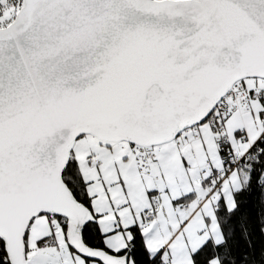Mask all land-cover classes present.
<instances>
[{
    "label": "snow or ice",
    "instance_id": "6c2138e0",
    "mask_svg": "<svg viewBox=\"0 0 264 264\" xmlns=\"http://www.w3.org/2000/svg\"><path fill=\"white\" fill-rule=\"evenodd\" d=\"M0 264H264V0H0Z\"/></svg>",
    "mask_w": 264,
    "mask_h": 264
}]
</instances>
